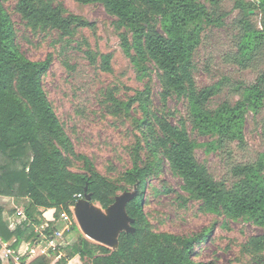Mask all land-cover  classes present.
Listing matches in <instances>:
<instances>
[{
  "label": "trees",
  "instance_id": "obj_1",
  "mask_svg": "<svg viewBox=\"0 0 264 264\" xmlns=\"http://www.w3.org/2000/svg\"><path fill=\"white\" fill-rule=\"evenodd\" d=\"M74 1L101 4L116 18L118 28L123 29L119 37L121 49L135 68L137 78L147 77L146 63H153L159 72L163 103L172 95L185 98L187 116L178 120L177 125L162 116L155 117L158 134L155 133L148 118L149 87L145 84L143 92L137 95L145 115L140 120L143 145L135 143L131 167L119 181L102 176L87 157L74 154L43 90L42 81L49 72L51 56L34 62L20 52L12 21L0 0V197L29 201L24 211L28 221L13 231L0 208V240L15 239L11 244L14 248L21 241L32 242L35 238L32 225L40 224L32 215L35 209H53L54 220L62 212L71 216L69 207L75 195H84V189L92 202L107 209L118 191L131 186L135 192L125 211L133 220L134 232L120 233L116 249L79 239L68 255L59 256L57 264L69 261L72 264H203L193 260L194 247L208 237L210 230L191 238L154 233L145 216L144 191L148 181L158 177L161 158L182 180L186 194L201 202L204 211L229 219L244 218L264 230V153L252 163L233 165L230 168L233 181L228 185L214 180L196 161L194 150L198 146L186 130L188 122L193 132L210 139L203 145L206 152L230 157L231 144L244 145L247 114L256 116L264 108V71L252 84L235 85L233 91L239 97L234 103L224 102L213 110L208 108V102L220 91V86L200 91L195 88L193 57L203 32L210 27H222L226 17L221 10L223 0ZM235 3L239 11L234 21L238 31L236 49L227 58L240 69H248L264 56V0L253 3L235 0ZM15 10L32 28L68 31L71 27L91 26L79 16L64 17L61 5L55 7L45 0H17ZM256 10L261 14L258 24L251 22L250 12ZM109 59L110 55L104 57L106 70ZM139 99H130L124 104L125 110ZM261 134L264 136V118ZM141 150H145V158ZM68 156L82 161L83 173L69 171ZM74 231L78 228L71 225L68 232ZM245 248L258 256L259 264H264V258L260 257L264 251V232L250 238ZM36 260L31 264H44ZM0 264H9L1 247Z\"/></svg>",
  "mask_w": 264,
  "mask_h": 264
},
{
  "label": "rangeland",
  "instance_id": "obj_2",
  "mask_svg": "<svg viewBox=\"0 0 264 264\" xmlns=\"http://www.w3.org/2000/svg\"><path fill=\"white\" fill-rule=\"evenodd\" d=\"M1 1L15 29L20 52L34 62L51 56L49 72L42 81L43 90L72 144L74 154L87 157L102 176L119 181L120 176L131 167L135 143L143 145L144 133L140 120L145 115L137 95L143 92L145 84L149 87L148 118L155 133L158 134L155 117L162 116L176 125L178 120L186 118L185 98L172 95L163 103L159 72L153 63H146L147 77L142 80L137 78L135 68L120 46L119 37L123 29L118 28L116 18L109 15L101 4L45 0L55 7L61 5L64 17L79 16L91 24L90 27H71L68 31H62L52 27L27 26L15 10L17 0ZM242 1L253 3L258 0ZM221 10L226 13L222 27H210L203 32L193 57L196 90L217 84L220 86V91L208 102V108L212 110L224 102L234 103L239 97L233 91L235 85L252 84L264 71V56L248 69H240L228 62V54L236 49L238 31L234 21L239 17V11L235 0H223ZM250 14L251 22L258 24L261 17L259 11H251ZM107 55H110V59L106 70L104 57ZM132 98L139 100L125 110L124 104ZM167 112L172 115L167 116ZM263 118L264 108L256 116L247 114L244 145L231 144L230 157L206 152L203 145L210 139L197 135L186 122V130L198 146L194 150L196 161L206 168L214 180L230 185L233 181L230 168L233 165L252 163L264 153V136L261 134ZM141 156L145 158V150ZM160 168L158 177L151 178L144 191L143 209L154 233L191 238L210 230L208 237L194 247V261L203 264H259L258 256L249 252L245 245L250 238L261 235L264 232L262 228L244 218L229 219L204 211L200 201L186 194L182 180L170 170L163 158ZM68 169L76 173L84 172L82 161L74 156H68ZM125 188V191H118L115 198L125 193L134 194L133 187ZM28 204V199L0 197V208L10 231L14 227H21L23 222L15 216V212L17 209L25 211ZM93 204L100 208L97 203ZM42 211L41 208L32 211L40 224L51 219L54 213L53 209L46 210L43 219ZM59 224L58 217L55 222L47 223L45 229V234L52 237L58 250L33 261L57 264L59 256L68 255L79 239L92 242L79 230L73 213L68 227L76 225L78 231L68 230L57 235ZM36 225L39 224L32 227ZM5 244L7 242L2 241L1 245ZM260 257L264 258V251Z\"/></svg>",
  "mask_w": 264,
  "mask_h": 264
},
{
  "label": "water",
  "instance_id": "obj_3",
  "mask_svg": "<svg viewBox=\"0 0 264 264\" xmlns=\"http://www.w3.org/2000/svg\"><path fill=\"white\" fill-rule=\"evenodd\" d=\"M134 194L125 193L114 199L107 209L97 208L91 195L84 189L83 199L77 201L72 213L79 230L92 242L109 249H116L120 233L134 232L133 220L127 215L125 206Z\"/></svg>",
  "mask_w": 264,
  "mask_h": 264
},
{
  "label": "built area",
  "instance_id": "obj_4",
  "mask_svg": "<svg viewBox=\"0 0 264 264\" xmlns=\"http://www.w3.org/2000/svg\"><path fill=\"white\" fill-rule=\"evenodd\" d=\"M83 196L84 195L82 194L75 195L74 203L69 207L71 213L75 203L83 199ZM15 216L18 219H21L22 222L28 221L22 210H16ZM42 218L44 219L43 214ZM59 220L60 228H62L57 229V235H60L70 229V227H68L70 216L67 213H60ZM45 222L34 227L33 232L35 234V238L32 243L28 242L24 248H14L11 244L1 245L3 257L9 264H31L34 259L48 256L50 253H55L58 250V246L52 240V237L45 234L47 223L55 222V220L51 218L50 221L46 220Z\"/></svg>",
  "mask_w": 264,
  "mask_h": 264
},
{
  "label": "crops",
  "instance_id": "obj_5",
  "mask_svg": "<svg viewBox=\"0 0 264 264\" xmlns=\"http://www.w3.org/2000/svg\"><path fill=\"white\" fill-rule=\"evenodd\" d=\"M17 210H21V209H17ZM23 211V210H22ZM24 212V211H23ZM42 214H43V217H44V214H45V211H42ZM51 218H52V216H51ZM49 221H50V219H48ZM20 224V223H19ZM62 228V227H61ZM60 228V229H61ZM33 229H34V227H33ZM12 230H15V227L12 229ZM15 241V239H12L10 242H7V244H12L13 242ZM26 240H24V241H21L20 242V244L18 245V247H21V248H24L25 247V245L29 242H25ZM1 243H2V241L0 240V247H1ZM2 249V248H1Z\"/></svg>",
  "mask_w": 264,
  "mask_h": 264
}]
</instances>
